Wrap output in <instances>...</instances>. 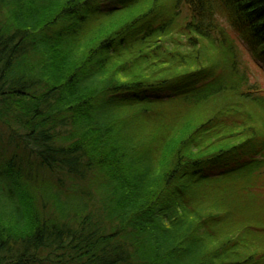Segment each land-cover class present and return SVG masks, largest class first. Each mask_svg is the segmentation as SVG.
I'll return each instance as SVG.
<instances>
[{
    "label": "trees",
    "instance_id": "1",
    "mask_svg": "<svg viewBox=\"0 0 264 264\" xmlns=\"http://www.w3.org/2000/svg\"><path fill=\"white\" fill-rule=\"evenodd\" d=\"M240 45L264 0H0V264H264Z\"/></svg>",
    "mask_w": 264,
    "mask_h": 264
},
{
    "label": "rangeland",
    "instance_id": "2",
    "mask_svg": "<svg viewBox=\"0 0 264 264\" xmlns=\"http://www.w3.org/2000/svg\"><path fill=\"white\" fill-rule=\"evenodd\" d=\"M240 47L243 51L242 60L249 66L253 82L261 84V86L264 87V73H263V71L261 69L257 68L256 65L253 63V60L249 55V49L245 48L243 45H240ZM215 173L216 172H212V174H215Z\"/></svg>",
    "mask_w": 264,
    "mask_h": 264
}]
</instances>
